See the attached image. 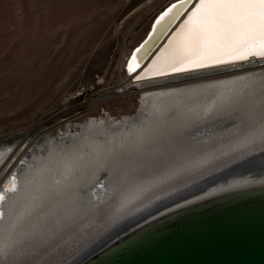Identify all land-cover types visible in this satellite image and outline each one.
I'll return each instance as SVG.
<instances>
[{"label":"bare ground","instance_id":"bare-ground-1","mask_svg":"<svg viewBox=\"0 0 264 264\" xmlns=\"http://www.w3.org/2000/svg\"><path fill=\"white\" fill-rule=\"evenodd\" d=\"M184 17L141 68L136 62L137 71L126 66L140 43L124 53L128 76L120 88L141 87L137 115L113 123L86 120L76 133L66 124L62 136L52 134L59 124L36 125L0 143V194L6 197L0 204V264H55L160 190L264 143V68L254 65L258 58L150 75ZM11 175L15 192L9 191Z\"/></svg>","mask_w":264,"mask_h":264},{"label":"rangeland","instance_id":"rangeland-1","mask_svg":"<svg viewBox=\"0 0 264 264\" xmlns=\"http://www.w3.org/2000/svg\"><path fill=\"white\" fill-rule=\"evenodd\" d=\"M148 1L0 0V143L36 125L62 136L137 115L141 87L120 88L124 53L174 0Z\"/></svg>","mask_w":264,"mask_h":264},{"label":"water","instance_id":"water-1","mask_svg":"<svg viewBox=\"0 0 264 264\" xmlns=\"http://www.w3.org/2000/svg\"><path fill=\"white\" fill-rule=\"evenodd\" d=\"M181 17L155 35L154 20L131 54L142 57L139 68L169 40ZM256 58L254 65L264 64ZM55 264H264V143L160 190Z\"/></svg>","mask_w":264,"mask_h":264},{"label":"snow or ice","instance_id":"snow-or-ice-1","mask_svg":"<svg viewBox=\"0 0 264 264\" xmlns=\"http://www.w3.org/2000/svg\"><path fill=\"white\" fill-rule=\"evenodd\" d=\"M189 4L191 8L186 7ZM185 15L183 27L162 53V63L154 64L150 75L189 72L250 57L264 59V0H179L155 20L153 35L167 30L178 17ZM141 51V48L136 49L137 53ZM138 59L142 57H131L130 73L136 71ZM260 134L264 137V125H261ZM11 185L9 191H17L15 178ZM5 199L0 194V204ZM126 203L125 199L121 207ZM3 216L4 212L0 211V219Z\"/></svg>","mask_w":264,"mask_h":264}]
</instances>
